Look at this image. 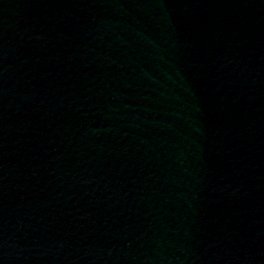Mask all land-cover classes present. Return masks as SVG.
Instances as JSON below:
<instances>
[{"label": "water", "instance_id": "1", "mask_svg": "<svg viewBox=\"0 0 264 264\" xmlns=\"http://www.w3.org/2000/svg\"><path fill=\"white\" fill-rule=\"evenodd\" d=\"M0 264H264V0H0Z\"/></svg>", "mask_w": 264, "mask_h": 264}]
</instances>
